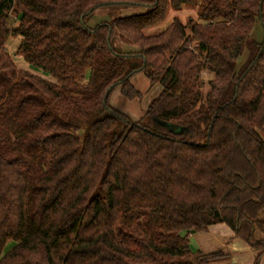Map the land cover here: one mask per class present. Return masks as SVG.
<instances>
[{"label":"trees","instance_id":"obj_1","mask_svg":"<svg viewBox=\"0 0 264 264\" xmlns=\"http://www.w3.org/2000/svg\"><path fill=\"white\" fill-rule=\"evenodd\" d=\"M195 2L0 0V264H214L226 255L190 236L219 224L260 264L264 0H203L199 20L149 34ZM110 5L148 11L86 24ZM11 35L55 82L18 69ZM139 73L162 91L134 121L110 101L140 98Z\"/></svg>","mask_w":264,"mask_h":264},{"label":"rangeland","instance_id":"obj_2","mask_svg":"<svg viewBox=\"0 0 264 264\" xmlns=\"http://www.w3.org/2000/svg\"><path fill=\"white\" fill-rule=\"evenodd\" d=\"M203 0H196V2L189 6H184L180 10H174L171 8L169 10V15L165 19V21L158 26L157 31H153L152 33H157L160 30L167 27L170 22L172 23L175 18H178L182 23L186 24L190 19L199 20V13L202 10ZM148 11L147 8L139 7V6H128V5H110L105 6L93 14L87 17L86 24L94 28L102 23H110L115 19L129 17L133 15L145 14ZM176 17L173 19V16ZM18 20L16 19V15L14 13L10 14L9 17V26L15 27L17 26ZM255 38L257 40L262 41L263 39V28L260 23H258L254 29ZM21 44V38L15 36H9L6 42V49L8 53L14 59V62L19 70L27 71L33 75L39 76L45 80L50 82H55V80L48 76L47 74L30 67L23 56L18 54V50ZM112 46L115 50L122 53H133L139 51V47L134 45L128 39L124 38L120 34L116 33L112 38ZM131 83L133 86L141 92L142 96L137 99L130 100L125 96L121 95L120 87H116L111 95V106L123 113L130 119L134 121H138L141 119L146 110L151 103V101L156 98L160 92L162 91V85L160 83L152 84L148 78L142 73L136 74L132 79ZM262 137L264 139V131L262 132ZM261 219L264 220V212L261 214ZM198 243L196 241L193 242L192 246L194 249H197ZM13 246V242L9 241L5 248V252H7ZM215 264V263H214ZM217 264H221L217 263ZM231 264V263H230Z\"/></svg>","mask_w":264,"mask_h":264},{"label":"crops","instance_id":"obj_3","mask_svg":"<svg viewBox=\"0 0 264 264\" xmlns=\"http://www.w3.org/2000/svg\"><path fill=\"white\" fill-rule=\"evenodd\" d=\"M175 17L176 15L173 16V19ZM167 27L162 30H165ZM157 30L158 28L151 29L149 30V34H155L156 32H152ZM194 241L198 243L197 249H194L192 246ZM190 243L194 250H200L206 254L221 252L226 255L223 259L216 261L215 264L220 262L221 264H254L259 254L247 243L237 238L233 230L226 224L212 226L208 233H191ZM260 264H264V258L261 259Z\"/></svg>","mask_w":264,"mask_h":264},{"label":"water","instance_id":"obj_4","mask_svg":"<svg viewBox=\"0 0 264 264\" xmlns=\"http://www.w3.org/2000/svg\"><path fill=\"white\" fill-rule=\"evenodd\" d=\"M195 233H196V231L193 230V231H192V234H195Z\"/></svg>","mask_w":264,"mask_h":264}]
</instances>
